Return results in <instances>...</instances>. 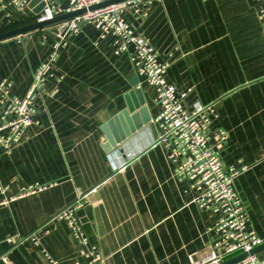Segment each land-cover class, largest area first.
<instances>
[{"label":"crops","instance_id":"crops-1","mask_svg":"<svg viewBox=\"0 0 264 264\" xmlns=\"http://www.w3.org/2000/svg\"><path fill=\"white\" fill-rule=\"evenodd\" d=\"M48 1L59 2L28 0L18 9L0 0V33L37 21ZM130 19L169 60L167 80L179 91L193 88L186 104L215 105L212 144L225 166L245 167L235 187L264 242V28L255 1L162 0ZM41 34L0 40V76L12 81L13 96L26 94L50 52V40ZM54 74L47 81L54 94L38 122L11 151L0 146V199L2 187L18 195L0 203V257L49 264L32 241L14 245L6 238L31 232L82 197L75 213L99 246L102 264L206 259L217 214L192 201L188 182L177 177L166 148L155 141V90L138 76L129 52L115 54L110 36L101 38L83 23L61 49ZM32 185L47 187L19 195ZM42 242L59 264H94L64 220L51 223ZM257 254L264 259V248Z\"/></svg>","mask_w":264,"mask_h":264},{"label":"built area","instance_id":"built-area-1","mask_svg":"<svg viewBox=\"0 0 264 264\" xmlns=\"http://www.w3.org/2000/svg\"><path fill=\"white\" fill-rule=\"evenodd\" d=\"M103 1L106 0H67L66 4L48 1L45 4L37 21L83 8L88 11L41 29V36L44 40H50L51 49L34 71L33 80L23 97L13 96L12 81L0 76V104L3 105L0 111V146L11 151L12 146L21 141L26 128L38 122L37 116L46 98L54 94L47 87V81L55 75V65L61 49L68 46L70 35L78 33L80 23H90L99 31L101 38H112L115 54L129 52L138 76L154 88L157 113L152 122L158 131L155 141L166 148L167 157L174 164L177 177L188 182L187 190L192 195V201L200 209H210L217 214L213 227L216 236L210 255L202 261L192 259V264H220L242 253L248 255L236 264H264V259L257 253H250L263 239L250 226L244 201L235 187V179L245 167L225 166L218 149L211 141V123L218 116L215 105L200 102H195L192 106L186 104L185 98L193 88L179 91L175 84L167 80L169 60L161 58L151 40L138 31L130 19L131 16H142L147 6L162 0H125L89 10L91 6ZM254 1L264 28V0ZM10 4L24 9L28 0H10ZM4 8L5 5L0 4V11ZM53 28L57 31H53ZM221 138L225 140L224 132L221 133ZM125 163L117 162L114 167L123 168ZM46 187L32 185L22 189L19 195ZM7 190L8 187H2L0 203H8L18 196L8 195ZM81 199L82 197L31 232L18 233L6 240L14 245L30 240L43 249L49 264H59L45 248L42 235L49 232L51 223L64 220L85 246L84 254L94 264H102L99 246L89 241L75 213ZM0 260L4 264H14L7 254L2 255Z\"/></svg>","mask_w":264,"mask_h":264},{"label":"water","instance_id":"water-1","mask_svg":"<svg viewBox=\"0 0 264 264\" xmlns=\"http://www.w3.org/2000/svg\"><path fill=\"white\" fill-rule=\"evenodd\" d=\"M58 1L60 3H63L65 0H58ZM122 1H125V0H106V1H103L99 4H95V5L91 6L89 8V10H93V9H96L99 7L107 6V5L122 2ZM87 11H88V9L83 8V9H80V10H77V11H74L71 13H66V14L55 16L54 18H51V19H47L44 21H35V22L29 23V24H26V25H23V26L14 28V29H10L8 31L0 33V40L10 38V37H14V36H18V35H22V34H25L27 32L42 29L45 27L53 26V25H55L59 22H62L64 20L73 18V17L78 16V15L85 14ZM82 24L83 23H80V25H82ZM53 31H57V29L53 28ZM141 111H143V113L145 114L144 123H148L149 121H151V117L146 112V111H148L147 107H143L141 109ZM263 248H264V242L261 243L260 245L256 246L250 253H257L258 251H260ZM247 255H248V253L238 254L236 256H233V257L227 259L226 261H223L220 264H235Z\"/></svg>","mask_w":264,"mask_h":264}]
</instances>
